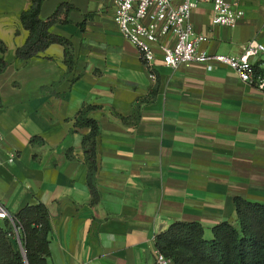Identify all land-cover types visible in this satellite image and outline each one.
I'll list each match as a JSON object with an SVG mask.
<instances>
[{
  "label": "crops",
  "instance_id": "1",
  "mask_svg": "<svg viewBox=\"0 0 264 264\" xmlns=\"http://www.w3.org/2000/svg\"><path fill=\"white\" fill-rule=\"evenodd\" d=\"M35 1L0 0V203L12 217L47 207L49 264H154L172 224L198 222L210 239L217 224H238L236 197L264 204V90L222 64L169 67L159 43L152 77L116 24V0H42V19L72 6L50 28L70 40L71 64L59 43L17 59ZM229 2L243 13L235 26L213 22L212 0L196 2L191 23L207 37L201 49L241 57L264 45V0ZM248 57L264 71V51ZM87 109L95 168L91 128L76 126Z\"/></svg>",
  "mask_w": 264,
  "mask_h": 264
},
{
  "label": "trees",
  "instance_id": "2",
  "mask_svg": "<svg viewBox=\"0 0 264 264\" xmlns=\"http://www.w3.org/2000/svg\"><path fill=\"white\" fill-rule=\"evenodd\" d=\"M42 0L21 15V22L29 31L25 44L16 51L20 60L37 56L53 43L66 48V62L71 64V42L63 36L50 32L57 23L68 22L69 3H62L53 14L42 19L39 7ZM0 49L5 46L0 41ZM6 63L0 59V70ZM256 67V66H255ZM257 74L264 71L256 67ZM88 109L82 111L76 121L77 127H90L84 137L88 161L96 167V137L99 127L95 120L87 117ZM238 224L222 222L212 229V237H205V230L198 222H176L165 232L158 234L155 244L174 264H264V204L235 198ZM0 264H49L50 218L47 207L40 203L28 205L11 219L0 220ZM18 235V236H17ZM15 236L19 249H15L10 238Z\"/></svg>",
  "mask_w": 264,
  "mask_h": 264
},
{
  "label": "built area",
  "instance_id": "3",
  "mask_svg": "<svg viewBox=\"0 0 264 264\" xmlns=\"http://www.w3.org/2000/svg\"><path fill=\"white\" fill-rule=\"evenodd\" d=\"M197 1L192 0H116V24L123 36L132 42L141 54L143 62L155 77L156 54L153 44L159 43L162 62L172 68L193 63L222 64L235 70L240 79L258 89L264 90V75L257 74L248 54L264 51V45L247 44V53L233 57L209 53L200 48L207 40L195 33L191 23V12ZM213 22L235 26L243 13L229 0H212ZM175 36L173 45L161 43L169 35ZM11 219L7 208L0 203V220ZM154 264H172L164 253L157 251Z\"/></svg>",
  "mask_w": 264,
  "mask_h": 264
},
{
  "label": "rangeland",
  "instance_id": "4",
  "mask_svg": "<svg viewBox=\"0 0 264 264\" xmlns=\"http://www.w3.org/2000/svg\"><path fill=\"white\" fill-rule=\"evenodd\" d=\"M10 241H11V243H12V245H13V247H14L15 249H19L18 240L16 239L15 236H12V237L10 238Z\"/></svg>",
  "mask_w": 264,
  "mask_h": 264
}]
</instances>
